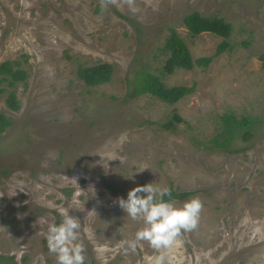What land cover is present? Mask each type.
Returning <instances> with one entry per match:
<instances>
[{
	"label": "rangeland",
	"instance_id": "obj_1",
	"mask_svg": "<svg viewBox=\"0 0 264 264\" xmlns=\"http://www.w3.org/2000/svg\"><path fill=\"white\" fill-rule=\"evenodd\" d=\"M191 11L230 22L231 47L206 68L166 73L171 28L194 59L223 41L192 35L182 22ZM263 53L264 0H0V63L19 60L28 72L16 87L19 110L0 95V113L13 121L0 137V264H57L46 235L60 206L108 245L104 264H143L156 250L147 241L128 247L143 221L116 198L151 181L192 192L178 204L202 202L196 227L181 230L166 264H264ZM103 62L114 65L109 82L88 85L76 74L78 64ZM142 71L196 91L173 104L132 96ZM176 113L183 121L165 128ZM225 113L259 118L250 140L233 143L242 152L205 146ZM122 132L120 159L105 168L96 152ZM79 238L84 264H101L83 231Z\"/></svg>",
	"mask_w": 264,
	"mask_h": 264
},
{
	"label": "trees",
	"instance_id": "obj_2",
	"mask_svg": "<svg viewBox=\"0 0 264 264\" xmlns=\"http://www.w3.org/2000/svg\"><path fill=\"white\" fill-rule=\"evenodd\" d=\"M183 24L192 35H199L203 32H211L223 38L218 45L215 53L211 56H202L193 58L189 47L180 33L175 29H170V34L165 41V50L170 52V56L166 59L163 66L166 73H172L176 68L193 69L194 66L206 68L212 61L213 57L226 51L231 47L228 38L232 34V24L219 15H204L199 11L187 12L183 19ZM264 61V53L261 55ZM114 65L103 62L93 66L78 64L77 76L88 85H97L109 82L113 76ZM28 72L22 66L19 60H5L0 63V95H5V102L11 110H19L21 108L20 101L16 93V87L20 83L27 81ZM196 91V85L192 86L177 85L167 86L158 74L152 72H139L136 79L132 96L141 94H151L167 103L173 104L181 100L186 95ZM221 130L210 140L208 148H216L230 154L242 152L244 149L233 146L237 138L241 137L248 141L254 135V128L259 123V118L251 115L237 116L235 113H225L221 116ZM179 114H175L172 120L165 122V128H173L177 123L182 122ZM13 121L5 112L0 113V137L12 125ZM171 195L164 197L165 199L181 200L189 196L191 191H177L173 187ZM126 196V193H121Z\"/></svg>",
	"mask_w": 264,
	"mask_h": 264
},
{
	"label": "clouds",
	"instance_id": "obj_3",
	"mask_svg": "<svg viewBox=\"0 0 264 264\" xmlns=\"http://www.w3.org/2000/svg\"><path fill=\"white\" fill-rule=\"evenodd\" d=\"M127 140V133L122 132L115 141L110 142L107 150L101 154L103 166L107 168V160L120 159V151ZM106 158V159H105ZM131 177V176H130ZM141 193H144L141 195ZM171 195L167 186L151 182L136 184L131 187L126 196H118L117 203L132 219H142L143 226L138 228L133 239L126 243L133 251L142 248L141 241H147L155 249V253L144 255L143 264H166L167 250L174 243L181 230L189 231L196 227L202 202L198 197H191L182 203L164 197ZM71 207H58L60 221L51 222L47 226L46 243L49 251L56 254L57 264H84L85 253L83 241L79 238L81 231L93 243L94 249L104 264L106 257L103 253L108 251L106 243L95 240L91 228H82L81 220L69 213ZM140 264V262H138Z\"/></svg>",
	"mask_w": 264,
	"mask_h": 264
}]
</instances>
